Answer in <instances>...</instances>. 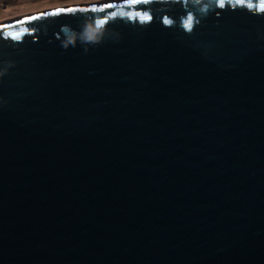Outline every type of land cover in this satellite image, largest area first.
I'll return each mask as SVG.
<instances>
[{"label":"water","instance_id":"obj_1","mask_svg":"<svg viewBox=\"0 0 264 264\" xmlns=\"http://www.w3.org/2000/svg\"><path fill=\"white\" fill-rule=\"evenodd\" d=\"M262 2L0 24V264H264Z\"/></svg>","mask_w":264,"mask_h":264},{"label":"rangeland","instance_id":"obj_2","mask_svg":"<svg viewBox=\"0 0 264 264\" xmlns=\"http://www.w3.org/2000/svg\"><path fill=\"white\" fill-rule=\"evenodd\" d=\"M56 0H0V22L6 18H13L18 15L24 16L45 10L47 7L55 5H65L82 0H66L65 2H55ZM1 24V23H0Z\"/></svg>","mask_w":264,"mask_h":264},{"label":"flooded vegetation","instance_id":"obj_3","mask_svg":"<svg viewBox=\"0 0 264 264\" xmlns=\"http://www.w3.org/2000/svg\"><path fill=\"white\" fill-rule=\"evenodd\" d=\"M65 1L66 0H56L55 2L58 3V2H65ZM118 1H123V0H82L80 2H75V3L72 2V3L65 4V5L50 6V7H47L45 10H43V12L51 11V10H55V9L66 8V7H71V6L107 4V3H113V2H118ZM40 12H42V11H39L37 13H40ZM37 13L28 14V15H24V16H20V17L18 15H15V16H13V18H6V19L1 20L2 22H0V23L3 24V23L16 21V20L21 19L23 17L31 16V15H34V14H37Z\"/></svg>","mask_w":264,"mask_h":264},{"label":"snow or ice","instance_id":"obj_4","mask_svg":"<svg viewBox=\"0 0 264 264\" xmlns=\"http://www.w3.org/2000/svg\"><path fill=\"white\" fill-rule=\"evenodd\" d=\"M129 2L132 3V4H135V3H137V0H129ZM105 7L112 8V7H114V5H112V4H108V5H105ZM260 9H261V10H264V2H262V3L260 4ZM81 10L84 11V10H86V9H81ZM64 11H67V12H75V11H77V9H75V8L57 9L56 12L51 13V14H52V15H55V14H58V13H60V12H64ZM35 18H37V17H30L29 19H35ZM148 18H150V17H145V19H148ZM101 23H103V21H101ZM190 26H191V21H189V27H190Z\"/></svg>","mask_w":264,"mask_h":264}]
</instances>
